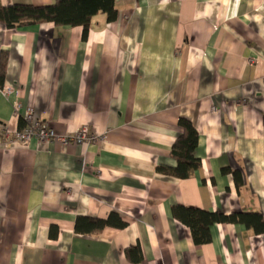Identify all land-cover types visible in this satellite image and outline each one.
Listing matches in <instances>:
<instances>
[{
	"label": "crops",
	"instance_id": "0c3cea01",
	"mask_svg": "<svg viewBox=\"0 0 264 264\" xmlns=\"http://www.w3.org/2000/svg\"><path fill=\"white\" fill-rule=\"evenodd\" d=\"M50 5L57 0H0ZM82 27L0 24V264H264V233L214 224L196 246L173 206L264 215V0H114ZM10 88L9 94L2 90ZM31 109L58 136L98 140L4 147ZM179 119L198 133L200 168L175 167ZM116 213L124 229L75 231Z\"/></svg>",
	"mask_w": 264,
	"mask_h": 264
},
{
	"label": "trees",
	"instance_id": "16d2710c",
	"mask_svg": "<svg viewBox=\"0 0 264 264\" xmlns=\"http://www.w3.org/2000/svg\"><path fill=\"white\" fill-rule=\"evenodd\" d=\"M98 14H104L108 21L116 17L114 0H57L50 5H8L0 1V24L7 29H18L41 23H52L56 27H82L86 37L91 20ZM7 54H0V88L3 87ZM23 121L20 119V128ZM178 134L172 149L171 158L175 167H157V172L176 179H188L200 168V161L194 157L198 142V133L192 123L179 119ZM174 219L185 225L191 235L194 245H205L211 240L210 228L214 224H241L252 230L256 235L264 233V215L258 212H239L225 215L221 212L176 205L171 209ZM110 227L124 229L126 223L116 213H110L105 219L79 217L75 221V231L81 234H93ZM126 259L132 264L142 261V253L138 244L125 250Z\"/></svg>",
	"mask_w": 264,
	"mask_h": 264
},
{
	"label": "built area",
	"instance_id": "2783aa9c",
	"mask_svg": "<svg viewBox=\"0 0 264 264\" xmlns=\"http://www.w3.org/2000/svg\"><path fill=\"white\" fill-rule=\"evenodd\" d=\"M3 94H9L10 88L2 90ZM20 103L14 105V114L16 117L23 121V127L16 131L12 137L5 135L2 145L4 147L16 143H26L32 138L37 139L39 142H49L52 140L59 141L62 145L72 143L74 145L94 143L98 137L91 135L87 126H81L71 135L58 136L46 122L36 120L34 113L31 109H25L21 114Z\"/></svg>",
	"mask_w": 264,
	"mask_h": 264
}]
</instances>
